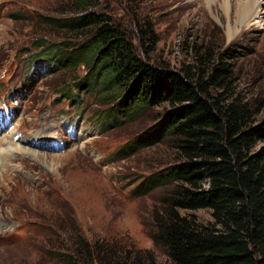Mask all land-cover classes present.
<instances>
[{
    "label": "rangeland",
    "instance_id": "374dc122",
    "mask_svg": "<svg viewBox=\"0 0 264 264\" xmlns=\"http://www.w3.org/2000/svg\"><path fill=\"white\" fill-rule=\"evenodd\" d=\"M258 1L256 18L228 38L225 15L206 0H98L144 62L179 69L193 64L195 49H209L214 60L229 54L233 93L264 106V0ZM68 6L67 0H0V111L4 105L12 113L0 126V264H62L52 253L71 255L79 237L114 252L116 264H173L153 238L171 188L145 196L132 191L175 153L165 142L134 154L125 149L163 107L125 117L85 78L86 67L54 68L52 49L85 41L48 25ZM144 23L152 27L151 43L138 40ZM257 117L264 118V108ZM54 143L61 149L52 150ZM15 144L34 156L17 153ZM263 147L260 141L254 151ZM180 213L212 222L209 210Z\"/></svg>",
    "mask_w": 264,
    "mask_h": 264
},
{
    "label": "trees",
    "instance_id": "16d2710c",
    "mask_svg": "<svg viewBox=\"0 0 264 264\" xmlns=\"http://www.w3.org/2000/svg\"><path fill=\"white\" fill-rule=\"evenodd\" d=\"M67 1V15L48 18V25L85 41L52 49L54 68L86 67L85 78L125 117L163 107L153 125L125 146L134 154L165 142L176 156L132 191L145 196L171 188L164 200L169 205L154 219L155 244L166 248L173 264H264V147L254 151L264 141V118L257 117L264 106L231 90L233 56L214 60L209 49L192 47V65L149 64L135 54L125 30L100 11L98 0ZM139 34V41L154 40L147 23ZM202 209L211 212L207 225L180 213ZM84 242L76 238L71 255L53 252V258L62 264H116L114 252Z\"/></svg>",
    "mask_w": 264,
    "mask_h": 264
},
{
    "label": "bare ground",
    "instance_id": "6f19581e",
    "mask_svg": "<svg viewBox=\"0 0 264 264\" xmlns=\"http://www.w3.org/2000/svg\"><path fill=\"white\" fill-rule=\"evenodd\" d=\"M206 2L211 4L209 8L211 9L212 12L215 13V11H217L218 8L221 10L222 14L225 15L226 17L225 20L228 25H230L229 23L232 20L231 19L232 14L234 15L235 22L237 25L236 27H234V31H232L227 25L226 31L228 38L232 37L234 33H236L238 28L240 27L243 28L244 26H246L248 22L252 21L253 18H256L257 9L259 6L258 0H206ZM202 8L197 9V11L202 12L204 10ZM48 127L51 129V126L48 125ZM43 128L44 125L41 127V131L43 130ZM41 141L45 142L46 140L44 139ZM15 145L16 146L14 148L17 153L30 154L31 157L34 156V154L31 153L29 150H26L25 147L19 146L18 144Z\"/></svg>",
    "mask_w": 264,
    "mask_h": 264
}]
</instances>
